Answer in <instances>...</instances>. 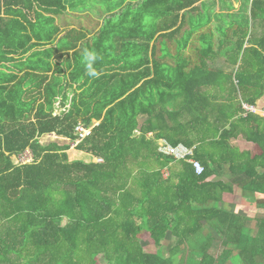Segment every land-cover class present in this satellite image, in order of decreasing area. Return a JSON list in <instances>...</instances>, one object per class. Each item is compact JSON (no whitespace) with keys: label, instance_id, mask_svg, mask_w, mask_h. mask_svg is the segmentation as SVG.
<instances>
[{"label":"trees","instance_id":"trees-1","mask_svg":"<svg viewBox=\"0 0 264 264\" xmlns=\"http://www.w3.org/2000/svg\"><path fill=\"white\" fill-rule=\"evenodd\" d=\"M206 1L142 0L92 39H56L41 28L62 0H0V264H264V218L253 233L220 207L226 193L264 199V116L242 108L263 107L264 0L214 23ZM185 25L188 51L173 53ZM78 123L91 131L74 148L101 162L41 143L75 142ZM150 132L194 146L203 172L160 155ZM27 149L32 162L15 163Z\"/></svg>","mask_w":264,"mask_h":264},{"label":"crops","instance_id":"crops-1","mask_svg":"<svg viewBox=\"0 0 264 264\" xmlns=\"http://www.w3.org/2000/svg\"><path fill=\"white\" fill-rule=\"evenodd\" d=\"M63 4L65 5V9L54 16L53 24L50 23L48 25H44L41 29L45 32H52L54 30L56 39H60L61 37H65V31L71 28L78 29L79 31H83L87 38H93L95 35H97L98 30L106 23V21L111 22H117L119 21L124 13H127L129 10H135L137 8V5L141 3L142 0H115L112 5L111 0H62ZM96 1V4H93V2ZM204 10V9H203ZM190 26L185 25V28L183 29L184 32H182L181 35H177L173 43H171V52H176L177 49L180 51H188L189 43L184 45L185 39L183 37H187L190 34L189 30ZM189 30V31H188ZM179 39L177 45L175 41ZM180 47L178 48V46ZM71 52V51H70ZM62 62V60H60ZM170 65H175V62L173 59L169 60ZM261 105L263 104V107H258L254 111H250L251 113L259 114L264 116V96L262 97ZM244 105H250L247 103H242V108L244 110V113L246 114L247 111L244 107ZM46 137H52V140L44 141V138ZM55 138V139H53ZM57 140H64L60 143H70L69 139H66L61 136H57L54 133L51 134H45L41 137L40 141L43 144H47L50 141H57ZM66 140V141H65ZM68 141V142H67ZM58 142V141H57ZM68 143V144H69ZM76 144V141L73 142L72 145H70L69 150L67 151L68 156L72 159L70 160H97V158L91 157L89 154L76 150L74 148ZM229 176L227 173L221 177H214V180H228ZM227 205H231L228 207ZM220 207L222 209L228 210V211H234L241 215L246 216L249 220H254L253 227L248 225L250 230L254 231L255 229V223L256 220H259L261 218H264V199L261 195L257 194H250L249 196H243L241 192H237L236 194H230L226 193L223 195L222 202L220 204ZM170 235L171 241L174 243V237L169 233L167 234V237ZM204 238L208 236V234L203 233ZM201 237V240L204 239ZM196 240H198L196 238ZM163 242V241H162Z\"/></svg>","mask_w":264,"mask_h":264},{"label":"built area","instance_id":"built-area-1","mask_svg":"<svg viewBox=\"0 0 264 264\" xmlns=\"http://www.w3.org/2000/svg\"><path fill=\"white\" fill-rule=\"evenodd\" d=\"M57 104L60 105L59 102H57ZM244 107L247 111L255 110V107L251 105H244ZM90 131H91V127H85L83 124L78 123L75 126V133L78 136L76 143L82 140L83 138H85L86 136H88ZM134 134L139 135L140 134L139 130L135 129ZM146 137L154 141L156 145V151L160 155L171 157L172 159L177 160V161H185V162L190 163L195 173L198 175L203 172V167L201 163L194 156L195 154L194 146L188 147L182 143L173 145L165 138H155L152 132L148 133ZM32 160H33V156L29 149H27L23 153H20L17 156H14V162L18 164L19 163H29V162H32ZM96 161L101 162L102 160L97 158ZM166 175L167 173H165V176Z\"/></svg>","mask_w":264,"mask_h":264},{"label":"rangeland","instance_id":"rangeland-1","mask_svg":"<svg viewBox=\"0 0 264 264\" xmlns=\"http://www.w3.org/2000/svg\"><path fill=\"white\" fill-rule=\"evenodd\" d=\"M114 1L115 0H111L110 5H112L114 3ZM93 4H96V1L93 2ZM230 5H232L235 9L234 11H232V13L238 12L237 14L239 15L241 13V16H242V15H244V13L246 14V10H247L246 6L248 5V1L247 0H240V1L239 0H207L205 2L204 8L209 10V13L211 16V22L214 23L218 19H220L221 14L225 15L226 13L228 14L231 11ZM241 16H239L238 19H240ZM179 39L181 40V38L178 37V39L175 41L176 45H177ZM215 66H217L219 68L222 67L224 69H228V65L226 63H224L222 60H218L216 62ZM56 106H57V110L60 109V105H58L56 103ZM53 139H55V138H53ZM48 140H52V137L44 138V141H48ZM57 141L63 142L64 140H57ZM69 144L72 145L73 142L70 141ZM13 159H14V157H13ZM69 159H72L71 156L69 157ZM227 206L230 207L231 205H227ZM247 224L253 227L254 220H252V218H251V220H249V222ZM253 230H255V229L253 228ZM141 243H142L144 249L149 251L150 247L152 246V243H151L150 238L146 232H143V234L141 235ZM172 244H173V242L171 241V238L169 235L168 238H166V240H164L162 242V247H159V249H158L159 253L161 255H166L169 247H171ZM177 257H175V260H177ZM98 261L100 263H105V260L101 256H98ZM225 264H231V263L227 262Z\"/></svg>","mask_w":264,"mask_h":264},{"label":"clouds","instance_id":"clouds-1","mask_svg":"<svg viewBox=\"0 0 264 264\" xmlns=\"http://www.w3.org/2000/svg\"><path fill=\"white\" fill-rule=\"evenodd\" d=\"M100 57L95 51H86L83 56V62L85 63L87 72L90 76H98V72L94 69L93 64Z\"/></svg>","mask_w":264,"mask_h":264}]
</instances>
